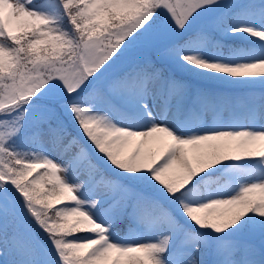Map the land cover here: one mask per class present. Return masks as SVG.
Masks as SVG:
<instances>
[{
    "label": "snow or ice",
    "instance_id": "snow-or-ice-1",
    "mask_svg": "<svg viewBox=\"0 0 264 264\" xmlns=\"http://www.w3.org/2000/svg\"><path fill=\"white\" fill-rule=\"evenodd\" d=\"M0 264H264V0H0Z\"/></svg>",
    "mask_w": 264,
    "mask_h": 264
},
{
    "label": "rangeland",
    "instance_id": "rangeland-1",
    "mask_svg": "<svg viewBox=\"0 0 264 264\" xmlns=\"http://www.w3.org/2000/svg\"><path fill=\"white\" fill-rule=\"evenodd\" d=\"M199 87H204V86H203V85H199ZM204 88H206V87H204ZM256 91H257V93H259L260 90L258 89V90H256ZM237 94H238V95H243V94L240 93V92H237ZM220 115H221L222 117H226V116L228 115V111L225 110V111L222 112ZM203 119H204L206 122L211 123V121H212V119H213V116H212L211 113H206V114L204 115ZM125 150L127 151V148H126ZM226 182H227V180H226L224 183H226Z\"/></svg>",
    "mask_w": 264,
    "mask_h": 264
},
{
    "label": "trees",
    "instance_id": "trees-1",
    "mask_svg": "<svg viewBox=\"0 0 264 264\" xmlns=\"http://www.w3.org/2000/svg\"><path fill=\"white\" fill-rule=\"evenodd\" d=\"M222 42L224 43V44H232L233 43V41L231 40V39H224L223 38V40H222ZM184 78H186V79H189L188 77H184ZM213 81H203L202 83H205L206 85H209V86H211ZM209 83V84H208ZM222 86H225V85H222ZM226 88H232L233 86H225ZM214 179H221V183H224V181H225V179L226 178H221V177H215ZM42 235V234H41Z\"/></svg>",
    "mask_w": 264,
    "mask_h": 264
}]
</instances>
